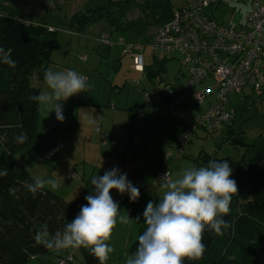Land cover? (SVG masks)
Listing matches in <instances>:
<instances>
[{"label": "trees", "instance_id": "1", "mask_svg": "<svg viewBox=\"0 0 264 264\" xmlns=\"http://www.w3.org/2000/svg\"><path fill=\"white\" fill-rule=\"evenodd\" d=\"M5 1L0 6V47L9 52L16 67L0 63V135L6 134V139L0 142V170L8 173L0 177V264H21L54 250L35 242L37 232L45 226L50 235L62 232L87 203L84 199L68 203L46 187L33 196L24 182L33 183L36 179L16 155L17 150L32 144L37 136L40 106L28 97L40 94L33 77L59 49V32L67 30L84 35L89 28L104 24L119 34L134 31L144 36L148 30L149 41L153 31L170 22L175 10L186 6H175L170 0H85L82 8L67 18L49 12L32 16L23 0ZM134 9L141 16L128 20V14ZM166 62L164 57L152 55L151 65L145 66L142 73L151 82L155 78L161 81ZM263 94L264 90L259 96ZM164 98L170 101V96ZM224 126L226 143L243 148L238 160L201 151L194 161L198 167H204L210 160H227L232 167L231 178L236 181L238 192L233 195L230 212L224 217L229 227L222 229L223 234L205 231L203 257L197 261L186 260L185 264H264V133L246 141L231 123ZM21 132L28 134L23 144L13 139ZM165 167L170 172L168 161ZM159 183L155 181L154 186ZM146 206L137 216L139 228L137 239L130 246L132 252L146 228L143 221ZM78 250L82 264H99L90 250Z\"/></svg>", "mask_w": 264, "mask_h": 264}, {"label": "crops", "instance_id": "2", "mask_svg": "<svg viewBox=\"0 0 264 264\" xmlns=\"http://www.w3.org/2000/svg\"><path fill=\"white\" fill-rule=\"evenodd\" d=\"M175 5L178 6L177 4ZM98 28L99 30L96 29V31L92 34L86 33L84 35L77 34L72 31L69 32L67 30H63L65 32L62 34H60L62 31L59 32V49L52 54L51 61L48 63V65H46L42 71L36 72L33 77L34 85L39 88V93L48 92L49 89L44 80L46 71L51 70L53 72H63L66 70H73L86 77L88 87L84 93L71 97L64 103L63 115L65 119L63 122L56 120V114L55 112L51 113L52 109L50 107L38 105L40 106V109L37 117V136L32 141V144L29 146L27 145L26 148L17 150L16 155L19 157L24 166L30 169L31 174L35 179H53L58 185L57 188L60 189H63V187L67 185L66 183H62L63 180L66 179V175L71 170L77 167L76 165L78 163V159L82 157L83 160L80 162L82 166L80 168L81 183L76 180L77 182H73L74 184L71 186L78 187V185H82L83 183L84 187L81 190L86 192L88 191L87 186L92 179L91 177L93 174L97 173V175L102 176L106 169L102 168L100 171L93 172L92 174H90L92 171H89L88 166L91 165V163L87 162L88 158H86V152L90 146L96 149L99 141L97 133L94 132V128H96V131H101L104 133V135H106V142L107 139L110 140L108 151L110 155L109 158L114 156V143H120V145L123 146L124 141H129V143H126L121 150L122 159L124 158L126 162L128 155L131 152V159H133L132 161L135 163V167L130 169L129 173L131 174L129 175L130 177L127 176V179L134 186L139 188L140 196L137 201L132 202V206H124V208H122L119 213L121 216L129 217L127 224L128 227L122 230L119 234V237L123 236L124 238L122 244L118 247L112 246L114 251L109 254V258L105 262V264H119L117 262L119 258L123 257L126 260L129 258V253H132L130 252V245H132V243L137 239L136 237L139 225L136 218L140 214L139 212L141 211L142 207L147 205L149 201L158 203L165 191L163 187H158V185L156 186L158 188L155 191H151L148 187L154 185L155 181H157L159 177V173L162 171L164 165L167 164L165 159L166 157L164 158V155L170 151L167 150L166 144H168V146L174 150L171 151L172 157H176V151L179 152L180 147L182 146L180 141L181 131L190 125V123H192L194 120H188L187 124L183 125V128L175 130L172 133L171 140H168L164 137L162 143L158 140L156 145L154 142L151 143L153 138H150L148 141L142 133L143 128H141L140 125H138V127L136 123L137 119L140 120V124L144 122L143 115L141 119L137 117L138 112L141 114L138 109L139 104L136 103L135 99H131L130 102L129 99H127L123 102V99L115 97L116 95H119L123 89V87L120 85L122 83L120 79L121 77L118 76L121 69L116 72L117 68L122 67L123 59L121 60L120 58L122 51L119 49H112V47L119 46L118 44L121 40L124 41V43H130V41L123 40L121 38V40L117 42H112L111 40L114 39H112L113 37L111 34L114 32L110 31L107 27ZM102 33H107L109 35V41L111 42L110 45H104L96 40V38ZM92 42H94L96 53L100 54L101 57L104 58L100 61H97L96 66H92V64L96 63L95 59L92 58L94 56L89 57V54L85 53L90 50L88 48ZM98 43L99 47L101 46V48L98 46L96 47V44ZM94 45L91 47L94 48ZM74 50H76L75 54ZM143 51L141 52L144 53ZM82 57H85L84 61L81 59ZM116 61L119 62V66L116 65ZM93 68L96 69L97 72L99 71L101 77H97L96 74H94ZM103 80L106 84L105 86L102 85ZM150 83L153 82L150 81ZM182 88L180 87L179 89L173 90V92L169 93L168 95H165L162 90V95L164 97L170 96L169 99H171ZM162 95L160 98H162L165 103L171 104L170 101H167L164 97H162ZM184 100L185 99L183 98L180 104H182ZM145 106L146 105H142V108H145ZM105 109L109 110L108 115H110V119L108 121H105ZM118 110H120V112ZM82 111L84 114L87 111H96L99 116L96 118L92 113L89 114L86 120L80 116ZM131 114H133V118ZM116 119L118 120L116 121ZM90 121L93 123H90ZM81 127L85 128L87 131H90V142L81 135ZM101 132L100 136L103 135ZM128 135H130V138H127ZM100 140H102V138ZM192 140L188 142V144L182 146V148L184 149V152L194 156L198 148L197 144L192 143ZM158 145L159 147L155 148V146ZM53 147H55L57 151L55 155L52 156V158H48L46 152L51 150ZM103 148L104 145L99 144V150H102ZM201 151L205 152V149H200L197 156ZM74 152L76 153L75 156ZM206 153L209 154V152ZM92 154L93 158H95L96 153L94 152ZM178 156H181L179 157V159H181L179 160L181 161L179 166L177 165V162L171 164L174 159H171V162L169 159L170 163H168L173 179L179 177L180 174L178 175V171L183 168L180 166H184L182 164H186L187 166V161L182 159L183 156ZM197 156H195L193 159H195ZM103 157L104 156L102 154L99 155L98 160H102ZM149 157L151 158V166L153 165L154 169L150 174L151 176L147 177L144 175V170H142L144 166L140 164L138 167L137 161L142 160V163H144L145 167L148 169V166L150 165L148 163ZM106 161L109 163L112 162V160L108 161L107 159ZM98 164L99 163L95 165L100 166ZM197 168H199L198 164ZM108 170L109 169H106V171ZM45 187L49 191L57 193L60 197L66 200L67 197L65 198L63 194L57 192V188L52 189L47 184ZM128 199L130 200L128 194H125L122 201ZM116 202L118 203V201ZM113 233L114 232H112L110 238H112ZM69 256H72V259L66 264H73L74 255L72 253L65 254L63 257L58 256L49 264H55L56 261L59 260H66L69 258Z\"/></svg>", "mask_w": 264, "mask_h": 264}, {"label": "clouds", "instance_id": "3", "mask_svg": "<svg viewBox=\"0 0 264 264\" xmlns=\"http://www.w3.org/2000/svg\"><path fill=\"white\" fill-rule=\"evenodd\" d=\"M0 63L15 68V61L9 52L0 47ZM44 80L49 89L39 95L29 96L30 101L50 107L56 120L63 122L64 103L71 97L84 93L88 87L86 77L73 70L45 72ZM90 123H93L90 121ZM6 134L0 135V142ZM23 144L28 140L27 132L13 138ZM233 169L227 160H210L204 167H189L178 178L173 179L169 171L161 181L165 189L158 203L149 201L143 213L145 231L138 237V246L126 264H185L203 257L206 245L203 242L205 231L223 234L229 227L224 219L229 212L238 186L232 179ZM7 170H0V177L7 176ZM57 188L55 180L36 179L24 186L35 196L45 185ZM94 191L85 197L75 218L68 222L63 231L49 234L46 226L35 235V242L55 250L84 248L90 250L99 264H105L114 249L110 239L119 216V204L111 196L113 190L121 196L128 194L130 201L139 199L140 190L121 174L118 168L105 171L102 176H93ZM129 217L119 216L121 223H128ZM137 221L140 217L136 218Z\"/></svg>", "mask_w": 264, "mask_h": 264}, {"label": "rangeland", "instance_id": "4", "mask_svg": "<svg viewBox=\"0 0 264 264\" xmlns=\"http://www.w3.org/2000/svg\"><path fill=\"white\" fill-rule=\"evenodd\" d=\"M85 0H23L24 7H26V10L33 16L35 15H46V13H52L53 15L59 16V17H67L69 18L71 14H73L75 11L82 8V4ZM139 1V0H137ZM136 1V2H137ZM175 5L178 6H188L192 4L195 0H170ZM5 0H0V6L2 3H5ZM176 6V5H175ZM206 12H209L211 16L215 17L218 23L223 22L227 23L229 21H237V18L239 17V13L235 14L236 16H233L232 7H219L216 10H213L212 8H208ZM128 20H133L140 15V12L138 9L132 10L131 13L128 14ZM98 27H106L104 24H97L94 27L89 28L90 30L88 33L92 34L96 31V29L99 30ZM65 31H62L60 34L64 33ZM148 34L149 31L147 30L146 34L143 35H137L134 31L131 33H112L111 36L113 37L111 40L112 42H117L121 40H127L130 41L131 44L136 45H142L144 46V63L145 66H150L152 63V55L153 51H151L150 45L148 44ZM88 41V40H87ZM94 45V42H92L88 49H90L88 52H85L86 54H89V57L94 56L92 58L95 59L96 63L92 64V66H96L97 61H100L104 58L101 57L100 54H97L95 51V45L94 48L91 46ZM99 47V43L96 44V47ZM104 46V45H102ZM101 48V46L99 47ZM112 49H119L122 51V54L120 56L121 60L123 59V64L121 68H117L116 72L120 70V74L118 75L121 77L122 83L120 84L123 89L119 95H116V98L123 99V102L129 99V102L131 99H135L136 103H138V109L141 112V115H143V123L140 124V120L137 119L136 123L137 126L140 125L142 129L143 135L147 138L149 141L150 138H153L151 143L154 142L156 145L158 140L162 143L163 138H167L168 140H171L172 133L180 128H183V125L187 124L188 120H195L199 114L203 112V110L207 107V104H199L195 102L193 99H191L190 95H185L184 101L182 104H179L176 108L173 107L171 104L165 103V101L160 98L159 96L154 97L153 99L146 100L145 95L148 94V92L155 91L159 89L160 91L163 90V93L165 95H168L169 93H172L173 90L182 88L185 84V79L183 78V75L181 74V65L178 63V55H173L172 60H168L166 62V68L165 71L160 74L161 81L158 78L153 79V83H150V81L147 79V77L142 73L134 69L133 59L130 54H127L124 52V47H112ZM76 50H74L75 54ZM83 53V54H85ZM78 56V55H77ZM118 61H116V65H118ZM119 66V65H118ZM94 74H96L97 77H101L99 74V71L97 72L96 69L93 68ZM116 75V74H115ZM160 82V83H159ZM159 83V84H158ZM102 85H106L104 80L102 81ZM210 85L209 82H206L202 85V88ZM103 88V86H102ZM145 89V92L141 90ZM122 95V96H121ZM229 102L227 103L226 110L227 112L233 116V120L231 121V125L233 129L240 130L242 132V135L244 137V140L249 141L253 140L259 136H261L262 133H264V94L262 97L259 96V93L256 91H251L249 87L245 88L241 93L233 94L229 96ZM142 105H146L145 108H142ZM106 116L105 121H108L110 119L109 110L105 109ZM120 112V110H118ZM94 114L96 118H98V113L95 111H87L85 114L83 111L80 113L81 118L86 119L88 118L89 114ZM139 113V112H138ZM140 114V113H139ZM132 118H133V114ZM186 116V117H185ZM118 119H116L117 121ZM139 127V126H138ZM82 128V127H81ZM187 128V127H186ZM225 126L221 129L217 130L215 133H212V136H208L206 132H204L202 129H199L196 131L195 135H193V144H197V151L194 156L191 154H188L184 152L182 154L183 160L187 161V166L189 167H195L197 168V162L194 161V157L197 156L200 149H205V152H209L210 155L215 154L218 158H225L226 156L231 157L232 159L238 160V158L243 153L242 147H231L226 143V136H225ZM94 132L98 135V144L97 148H92L91 146L87 150L86 158H88V163H91L89 165V171L90 174L93 172H98L102 168L106 169H113L118 168L121 174L127 173V176H129L131 173H129L130 169H133L135 167V163H133V159H131V152L128 155V158L125 162V159H122V152L123 146L126 143H129V141H124L123 146L120 145V143H114V156L112 158H109V142L110 140L107 139V142L105 138L103 139L102 136H100L101 131H96V128H94ZM183 130L181 131L182 134ZM103 136V132H101ZM180 134V135H181ZM81 135L86 138L87 141H91V135L90 131L85 130V128L81 129ZM102 138V140H100ZM127 138H130V135H128ZM119 139V138H118ZM120 140V139H119ZM99 144H103L104 148L102 150H99ZM161 145V144H159ZM155 146V148L159 147ZM167 150L170 152H167L168 155H171V151H174L173 148L169 147L168 144H166ZM126 147V146H125ZM207 149V150H206ZM132 150V148H131ZM96 153V157L93 158L92 153ZM103 155L104 157L102 160H98L99 155ZM167 154L164 155V158L167 157ZM76 153L74 152V156ZM84 156V155H82ZM176 157H171V159H174L171 164L174 162H177V165L179 166L181 159H179L178 151L175 153ZM106 159L112 160L111 163L107 162ZM139 159V158H138ZM169 159L166 161L169 162ZM82 157L78 159L77 167H75L76 170L79 171L81 174L80 168L82 167L80 162H82ZM125 162V164H124ZM97 163L100 166H96ZM137 165H143L145 174L147 177H150L154 166H151V158H148V163L150 164L148 166V169L145 167L144 163L141 161H137ZM96 164V165H95ZM127 164V165H126ZM184 166L182 169L178 171V175L183 172L184 169L187 168L186 164H182ZM105 169V171H106ZM93 176H98L97 173H94ZM92 176V177H93ZM91 177V178H92ZM130 177V176H129ZM53 180V179H52ZM81 180L78 179V182ZM73 182H77L76 180H67L64 179L62 183H66L67 185L63 187V189L57 188V192L64 195L66 198L65 201L68 203L77 201L79 199H85L86 196L91 194L94 191V188L91 184V180L88 184V191H82L81 189L84 187V184L78 185V187H72ZM81 183V182H80ZM153 184V183H152ZM162 187V183H159L158 187ZM156 186L151 185L148 188L150 190H157ZM82 191V192H80ZM112 198L114 201H118L119 204V210L124 208V206H132V202L128 199L125 201H122L123 196H121L117 191L113 190L111 193ZM119 216H121L119 214ZM119 216L117 217V224L115 228L113 229V236L108 240L109 246H115L118 247L122 244L124 238L123 236L119 237V234L122 230L126 229L128 226L124 223H121L119 220ZM125 234V233H124ZM131 246V245H130ZM132 252V251H130ZM135 252V251H134ZM129 253V257L132 256L134 253ZM72 253L74 255L73 264H82V258L81 254L78 249L75 248H68V249H62V250H53L51 253L45 254L41 257L32 258V260H29L25 263L21 264H49L51 261H54L58 256H65V254ZM127 259L125 260L123 257L119 258L117 262L119 264H126Z\"/></svg>", "mask_w": 264, "mask_h": 264}, {"label": "built area", "instance_id": "5", "mask_svg": "<svg viewBox=\"0 0 264 264\" xmlns=\"http://www.w3.org/2000/svg\"><path fill=\"white\" fill-rule=\"evenodd\" d=\"M219 7H232L233 16L239 13L237 21L218 23L215 17L206 12ZM170 22L158 27L149 38L153 55L172 60L178 55L181 74L184 76L183 88L169 99L173 107H177L185 95L199 104H207L196 119L185 128L181 134V145L188 144L196 131L202 129L212 134L231 123L226 106L229 96L241 93L249 87L251 91L260 93L264 90V0H195L192 4L177 9ZM97 41L110 45L109 35L100 34ZM124 52L133 59L134 69L143 72L145 67L142 45L124 43ZM83 61L85 57L81 58ZM87 81V79H86ZM209 82L210 85L202 88ZM145 92V89H142ZM159 89L148 92L146 100L161 96ZM138 118L142 115L137 113ZM104 139L105 136L102 135ZM180 147L178 155L184 149ZM56 148L47 152L52 157ZM171 155L167 154L166 159ZM168 171L165 167L159 178ZM81 175L78 170H71L67 180H78ZM72 259L56 261L55 264H66Z\"/></svg>", "mask_w": 264, "mask_h": 264}]
</instances>
